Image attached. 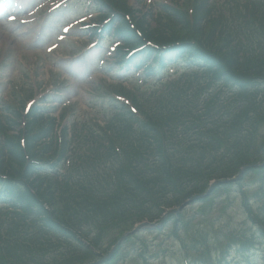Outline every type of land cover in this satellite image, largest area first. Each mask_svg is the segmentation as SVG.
Instances as JSON below:
<instances>
[{
	"label": "trees",
	"instance_id": "trees-1",
	"mask_svg": "<svg viewBox=\"0 0 264 264\" xmlns=\"http://www.w3.org/2000/svg\"><path fill=\"white\" fill-rule=\"evenodd\" d=\"M108 1L117 5L124 15L133 14V10L124 1ZM188 1L192 4L190 7L193 8V14H190L186 7L179 9L163 7L164 21L162 17L158 20L160 28L158 25L152 27L144 19L138 21L137 27L147 39L171 47L181 46L180 50L192 47L196 53L205 60H210L213 65L218 63L221 70L226 71L227 77L233 78L241 88L247 89L248 94L252 90L257 95L264 84V10L259 8L264 2L247 0L246 5H237L240 0H232L233 6L223 12L222 9L215 8L211 0ZM121 19L125 20L123 16ZM126 30L130 34H135L128 26ZM243 36L245 42L242 40ZM256 42L259 51L254 46ZM172 89L175 91L158 98L155 106L140 99L141 113L144 116L142 137L124 135L126 130L121 127L111 129L109 134L106 133L105 143L113 145L121 142L122 144L119 152L113 147H108L107 152L104 153L111 162L113 161L111 155L123 156L121 161L123 177L119 185L128 191L125 194L132 200L131 206L135 207L140 201L136 209L128 207L124 213L120 210L116 212V220L118 224H122L119 226L122 231L130 228L137 220L160 218L164 211L163 207L180 205L185 199L204 192L211 179L232 177L242 166L264 160V141H260L264 116L260 113V106L250 103L246 109L242 104L243 101L237 99L230 105L231 107L235 105V108L229 111V118L217 121L212 119L217 95L205 97L203 101H192L185 87L174 86ZM39 120L33 110L29 123L21 131L27 139L28 150L35 149L33 147L35 136L32 133ZM1 130L0 124L2 154L4 148L1 146L3 133ZM89 134L90 140L96 139L94 131L90 130ZM174 136L176 144L186 147L184 151L186 154L174 153L172 156L167 153L170 148L168 140ZM19 140V135L9 137L10 149L13 153H17V159L11 162L9 172L16 173L22 169L27 174L30 167L24 168V150ZM143 152H148L151 155L148 156L150 159H153V155L159 157V167L156 171L150 173L144 167ZM4 162L5 160L0 156V167ZM253 170L260 173L264 179V166L253 167ZM161 173L163 179L157 182L155 175ZM223 185L225 184H217L214 190ZM257 192L258 195L264 194V181ZM114 197L116 199L120 195L114 194ZM206 198L202 200H207ZM261 205V208L264 207V202ZM244 206L249 217L259 218L264 222V214L262 218L259 217L260 215L256 216V211L251 208L247 200L244 201ZM174 217L175 222L184 220L182 212ZM262 225L264 227L263 223ZM42 226L67 229V234L70 232L74 238L79 236L65 218L60 222L46 221ZM13 243L4 247L0 244L2 264H67L68 262L62 255H43L39 258L38 248L35 249L33 256L29 252L21 255ZM204 249L202 262L216 264L212 261V250L207 243ZM220 251L221 258H224L228 250L223 248ZM94 254L96 255L89 252L86 256ZM82 263L73 256L69 262V264Z\"/></svg>",
	"mask_w": 264,
	"mask_h": 264
},
{
	"label": "rangeland",
	"instance_id": "rangeland-1",
	"mask_svg": "<svg viewBox=\"0 0 264 264\" xmlns=\"http://www.w3.org/2000/svg\"><path fill=\"white\" fill-rule=\"evenodd\" d=\"M75 1L79 3L83 0ZM158 1L160 0H130L135 8L139 10L144 9L143 11L150 6L151 2L153 4ZM151 20L154 25L155 21L153 19ZM15 25L12 23H3V20L0 21V82L2 83V85H0V92L2 95L9 96L12 89L19 85V88L26 98L30 94V90H32L34 99L41 97L48 90L61 87L63 91L60 95L59 93L57 95L60 97L62 96V100L64 99L66 103H75L77 109L81 108L83 110H88L89 107H94L97 104L100 105L107 101H113L112 99L110 100L108 94L103 92V89L106 88L105 84L98 85L99 82H95V80L81 82L78 77L67 75L64 70L61 71L57 65L54 64V58L57 59V56L67 49V47H64V43H61V45L51 53L47 52L45 49L36 50L31 46V42L28 38L23 36L24 38L22 39V37L19 36V34L26 30L25 27ZM54 70L61 73L59 77L55 76L57 85L54 83L51 84V81H49L53 76ZM97 88H99V90ZM8 102H14L11 95ZM96 109L94 108L93 111ZM229 198L231 199L229 200L230 205L224 202H218L215 208L213 206L208 207L206 209L207 213L211 217H220L223 223L230 222L238 229L243 228L245 223V212L241 204V196L238 191H231L229 192ZM223 206H226V211L222 214L221 211ZM199 207V204H191L187 207V214H195ZM199 217L201 216L199 215L195 218V223L199 222ZM84 226L92 231H97L92 221H86ZM173 230L172 226L169 225L160 230L148 228L139 232L141 239L148 245L150 253L158 249L165 251V254L160 258L150 259L149 264L183 263V257L181 256L182 242L174 236ZM43 237L51 238V235H43ZM182 238H186V234H184ZM137 248L139 250L141 249L139 243L131 246L128 250L129 256L126 259L121 258L116 264H136L137 250L135 249Z\"/></svg>",
	"mask_w": 264,
	"mask_h": 264
},
{
	"label": "snow or ice",
	"instance_id": "snow-or-ice-1",
	"mask_svg": "<svg viewBox=\"0 0 264 264\" xmlns=\"http://www.w3.org/2000/svg\"><path fill=\"white\" fill-rule=\"evenodd\" d=\"M64 31H65V32H67V31H68V29H67V28H65V29H64ZM61 39H63V38L61 37ZM50 50H51V49H50ZM133 111H134V110H133Z\"/></svg>",
	"mask_w": 264,
	"mask_h": 264
}]
</instances>
